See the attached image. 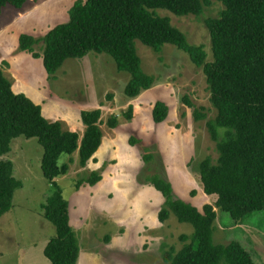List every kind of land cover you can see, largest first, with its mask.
<instances>
[{
	"label": "rangeland",
	"instance_id": "1",
	"mask_svg": "<svg viewBox=\"0 0 264 264\" xmlns=\"http://www.w3.org/2000/svg\"><path fill=\"white\" fill-rule=\"evenodd\" d=\"M76 1L28 0L20 10L7 6L0 18V70L15 94H24L40 105L48 121L60 122L64 131L78 133L80 141L86 131L82 112L102 113L103 138L98 152L84 167L78 151L62 155L60 164L67 163L69 171L56 180L69 202L70 225L79 240L77 264H168V253H178L191 242V225L180 223L173 214L165 222L159 220L165 198L148 182L154 175L171 184L176 199L198 210L214 207L215 244L238 241L255 264H264V213L236 224L216 206L217 198L203 191L200 164L207 158L216 164L219 159L207 128L217 112L203 68L186 53L173 45H165L157 53L136 41L143 72L155 83L137 98H129L125 94L129 74L119 72L106 54L91 52L84 59H69L52 78L42 59L20 49L21 35L39 40L67 23ZM203 1L209 5L200 17H180L166 10L155 13L170 18L191 45L204 48L207 62H212L205 21L218 18L224 6L219 0ZM43 48L40 42L34 53L43 55ZM157 102L169 109L162 123L153 117ZM130 110L132 117L128 118ZM195 112L206 119L197 120ZM113 118L116 128L109 124ZM43 153L37 139L19 137L11 152L1 158L13 162L14 176L23 187L15 192L11 211L0 219V264H51L44 250L56 230L41 208L51 190L41 169ZM148 157L154 160L149 162ZM93 173L101 176L99 183H81L76 188Z\"/></svg>",
	"mask_w": 264,
	"mask_h": 264
},
{
	"label": "trees",
	"instance_id": "2",
	"mask_svg": "<svg viewBox=\"0 0 264 264\" xmlns=\"http://www.w3.org/2000/svg\"><path fill=\"white\" fill-rule=\"evenodd\" d=\"M27 1L0 0V18L7 6L20 10ZM219 1L224 6L220 16L205 21L211 37L212 62H207L204 48L191 45L170 18L155 13L166 10L180 17H200L209 5L203 0H77L67 23L57 25L39 40L21 35L19 45L23 52L42 59L52 78L69 59H84L91 52L106 54L119 72L129 74L125 88L129 98H137L155 83L143 72L136 41L157 53L165 45L186 53L197 67L203 68L210 101L217 112L207 128L217 145L219 159L216 164L210 158L204 160L199 179L204 193L216 197V206L240 224L256 213H264V0ZM40 42L44 43L43 55L34 53ZM185 102L192 106L187 98ZM168 114L163 102L155 104L156 123L165 121ZM101 115L100 110L82 112L86 131L80 141L78 133L64 131L60 122L48 121L40 105L24 94H15L0 70V219L11 211L14 194L23 187L14 176L13 162L1 158L11 152L12 143L19 137L37 139L44 150L41 169L51 189L41 208L56 230L44 250L51 264L78 263L79 240L70 225L69 202L56 180L69 171L67 163L60 164L62 155L72 156L78 151L84 167L98 152L103 138ZM127 117H132V110ZM195 117L206 119L199 112ZM109 124L116 128V119ZM100 179L93 173L76 188L81 183L95 186ZM148 182L165 198L159 220L165 222L173 214L180 223L194 229L189 244L178 253L167 254L168 264H255L240 242L214 243L217 214L213 206L198 210L176 199L171 184L159 175L148 178Z\"/></svg>",
	"mask_w": 264,
	"mask_h": 264
}]
</instances>
